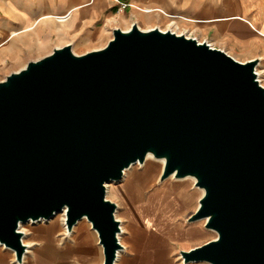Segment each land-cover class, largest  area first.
<instances>
[{"label": "water", "instance_id": "water-1", "mask_svg": "<svg viewBox=\"0 0 264 264\" xmlns=\"http://www.w3.org/2000/svg\"><path fill=\"white\" fill-rule=\"evenodd\" d=\"M240 61L184 32L114 27L84 53L55 46L0 79V243L21 262L20 224L64 211L97 232L102 264L120 242L106 183L147 155L160 180L203 189L189 220L217 236L180 251L184 262L264 264V85Z\"/></svg>", "mask_w": 264, "mask_h": 264}, {"label": "crops", "instance_id": "crops-1", "mask_svg": "<svg viewBox=\"0 0 264 264\" xmlns=\"http://www.w3.org/2000/svg\"><path fill=\"white\" fill-rule=\"evenodd\" d=\"M9 1L34 16L69 10L66 20L53 19L43 27L42 38L53 47L69 43L76 53L104 46L114 27L127 29L136 21L144 29L174 30L167 25L174 19L178 33L205 40L240 61L257 59L256 71L264 85V0H5V6ZM9 12L4 24L7 32L18 20ZM81 225H74L70 232L61 221L34 228L22 261L17 262L14 252L3 248L0 264H102L97 232ZM138 229L128 227L115 264L174 262L169 231Z\"/></svg>", "mask_w": 264, "mask_h": 264}, {"label": "rangeland", "instance_id": "rangeland-1", "mask_svg": "<svg viewBox=\"0 0 264 264\" xmlns=\"http://www.w3.org/2000/svg\"><path fill=\"white\" fill-rule=\"evenodd\" d=\"M5 0H0V40H2L7 35V28L4 27L5 19L3 15L5 14ZM29 37H25L23 40L12 39V43L17 42L16 45L13 44L14 48L19 51H13V53L1 54L3 60L0 59V79L4 78L6 74L11 71L17 70L24 66L30 59H36L52 50L53 44H45L42 48L36 45H29ZM26 42V44H24ZM6 58L7 60H5ZM152 161L155 162L157 169L155 177H153L149 182L142 187L139 195L135 197L132 193L133 191H128L123 186V182L118 179L117 181H110L107 186L106 183V197L110 200L116 202L117 209L115 212L116 217L126 226L127 223L131 224V228L139 224L140 214L148 217L155 218V225L157 228H153V231H169L172 234L173 239V263L172 264H211L207 261H188L184 262L180 251L182 249L187 250L192 247L203 244L204 242L211 240L217 236V232L214 229L207 228L204 226L205 218H198L194 220H189V216L196 210L199 204V198L203 194V189L195 184L194 177H175L171 175L160 180V174L162 172L163 165L161 164L159 158L151 157ZM146 160V158H145ZM136 163L132 171H130L129 181L131 184H136L138 186L143 185V181L146 178L145 171H147L148 166L145 163ZM186 181H189L190 189L197 190L196 202L194 205L181 208V209H170L164 200L170 201V196L178 194L180 190L187 189ZM140 189V188H139ZM198 199V203H197ZM129 203L125 204L124 201ZM126 206L130 207L127 208ZM50 219V218H49ZM81 219L75 224L80 225ZM34 223L23 222L20 229L27 235L25 236L26 241L32 240V232L35 228ZM91 225V224H90ZM163 229V230H161ZM93 230V229H91ZM94 233L96 231H93ZM187 234V238L184 236ZM121 242L125 240L124 234L121 235ZM102 259V258H101Z\"/></svg>", "mask_w": 264, "mask_h": 264}, {"label": "bare ground", "instance_id": "bare-ground-1", "mask_svg": "<svg viewBox=\"0 0 264 264\" xmlns=\"http://www.w3.org/2000/svg\"><path fill=\"white\" fill-rule=\"evenodd\" d=\"M6 9L4 11V19H8L9 16V9L10 11L14 12L17 16H18V20L13 23V25H11L10 27H8V33L7 35L0 40V59L3 60V58L1 57V54H6V53H13V51L16 52L19 51L17 48L13 47V44L16 45L17 42L12 43V39H18L21 38L22 40L25 37H29V45H36L39 48H42L46 43L45 41H43L42 38V30L43 27L48 24L50 21H52L53 19H57V20H66L69 17V13L70 11L67 10L65 12H61V13H57V12H48V13H42L38 16H34V14H29L26 10L25 7L23 6H18L16 4H14L13 2L9 1L8 4L5 6ZM12 8V9H11ZM147 10H150L149 8H147ZM5 24V23H4ZM167 25L169 27H171L174 30H178L177 28V24L175 22L174 19L170 20ZM163 28V27H161ZM24 44H26V42H24ZM5 60H7L6 58H4ZM152 157L151 154L147 155L145 163L148 166V170L145 171V176L147 179H145L142 183L143 185L140 187L136 184H131L129 181V176H130V171H132L136 165V163H132L129 167L124 169L123 172V177L120 181H122L124 184L123 186L128 189V191H133L132 195L135 197L139 195L140 191L142 190V187H144L149 180H151L153 177H155L156 172H157V167L154 161H152L150 158ZM161 164L163 165L164 160L162 158H159ZM172 176V175H171ZM190 176H187L186 178H189ZM191 178V177H190ZM110 181H114V180H110ZM108 181V182H110ZM117 181V180H115ZM107 182V186L110 184ZM186 185L188 186V188L180 190L178 194L175 195H171L170 197V201L168 202L167 199L164 200L165 204H167V206L170 209H181V208H186L189 206L194 205V203L196 202V196H197V190L195 189H190L189 188V181H186ZM111 187H115L114 185H111ZM140 188V189H139ZM125 204L129 205V203L126 201H124ZM197 203H198V199H197ZM127 208L130 209V207L126 206ZM64 211H59L57 212L54 216H52L50 219H44V218H40L37 220H28V222L34 223L35 228H40V227H44V226H48L51 227L52 224H54L55 222L61 221L62 224L64 225ZM117 215V214H116ZM140 221L139 224H141V227L144 230H147L146 232H151L153 230V228H157L155 225V218L153 217H148V216H144L142 214H140L139 217ZM81 226L86 230L87 228L93 229L90 225V222L83 217L81 219ZM22 226V223L20 224V227ZM128 227H132L130 223H127L126 226H124L121 223V232L119 233V239L121 240V235L125 234L128 230ZM82 228V229H83ZM138 228H140L139 225L133 227V230H139ZM163 230V229H161ZM93 231H95L93 229ZM27 235V233L24 234L23 236V240L26 244H28L29 246V241L26 242L25 236ZM173 237V236H172ZM184 238H187V234L184 236ZM27 246V247H28ZM3 248H7L8 250H11L10 248L4 246L2 243H0V251ZM12 251V250H11ZM122 252V249H119L118 254H117V259L120 255V253ZM13 253V251H12ZM116 259V260H117Z\"/></svg>", "mask_w": 264, "mask_h": 264}, {"label": "built area", "instance_id": "built-area-1", "mask_svg": "<svg viewBox=\"0 0 264 264\" xmlns=\"http://www.w3.org/2000/svg\"><path fill=\"white\" fill-rule=\"evenodd\" d=\"M257 74H258V72H257ZM258 78H259V74H258ZM259 80H260V78H259ZM64 219H65V215H64Z\"/></svg>", "mask_w": 264, "mask_h": 264}]
</instances>
